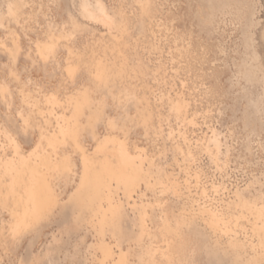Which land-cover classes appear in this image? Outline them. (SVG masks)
<instances>
[{"label":"rangeland","instance_id":"rangeland-1","mask_svg":"<svg viewBox=\"0 0 264 264\" xmlns=\"http://www.w3.org/2000/svg\"><path fill=\"white\" fill-rule=\"evenodd\" d=\"M0 264H264V0H0Z\"/></svg>","mask_w":264,"mask_h":264},{"label":"bare ground","instance_id":"bare-ground-1","mask_svg":"<svg viewBox=\"0 0 264 264\" xmlns=\"http://www.w3.org/2000/svg\"><path fill=\"white\" fill-rule=\"evenodd\" d=\"M259 213L261 214V209H259Z\"/></svg>","mask_w":264,"mask_h":264}]
</instances>
